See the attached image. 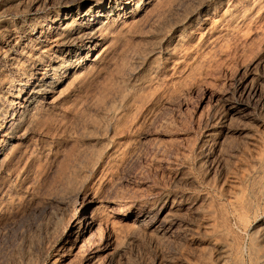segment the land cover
<instances>
[{"label":"rangeland","instance_id":"374dc122","mask_svg":"<svg viewBox=\"0 0 264 264\" xmlns=\"http://www.w3.org/2000/svg\"><path fill=\"white\" fill-rule=\"evenodd\" d=\"M0 130V264H264V0H0Z\"/></svg>","mask_w":264,"mask_h":264},{"label":"bare ground","instance_id":"6f19581e","mask_svg":"<svg viewBox=\"0 0 264 264\" xmlns=\"http://www.w3.org/2000/svg\"><path fill=\"white\" fill-rule=\"evenodd\" d=\"M96 4H94V6H95ZM93 6V7H94ZM91 8V7H90ZM88 11V10H87ZM69 13H70V10L68 11ZM67 13V12H66ZM62 14L63 16L61 17L62 18V21H61V23L60 24H62L65 28L67 27H71L72 26V24L76 21V20H72V21H70L71 23H67V21H66V19H67V14ZM75 13L76 14H78V15H81L83 12H82V10L81 9H76L75 10ZM71 14V13H70ZM83 15H85V13H83ZM80 23V22H79ZM56 24H58V23H56ZM59 26V25H58ZM60 27H61V25H60ZM62 28V27H61ZM60 28V29H61ZM59 29V28H58ZM44 32V31H43ZM60 32V31H59ZM71 32V31H70ZM56 33V32H55ZM66 35V34H65ZM44 39V38H43ZM84 39V38H83ZM31 40V39H30ZM95 43V42H94ZM94 45H98V43H95ZM42 48V47H41ZM95 48V46H93V45H89L88 47H87V49L88 50H86L87 52L85 53L84 52V57L87 59L88 58V56L90 55V52L93 50ZM85 49V48H84ZM93 54V53H92ZM25 90V89H24ZM21 94H22V96L24 97V99H28L29 97H30V94H29V92L26 90V91H22L21 92ZM17 111H18V108L17 107H14L13 108V110L11 111V113H10V116L5 120L6 121V123H7V121H12V120H16V118H17ZM13 121V122H14ZM11 123V122H10ZM10 126H11V124H8L7 123V125H5L4 126V129H2L3 131H6L8 128H10ZM2 127V126H1ZM11 130H12V127H11ZM1 131V130H0ZM2 133V135H3V132H1ZM6 134V133H5ZM6 137V136H5ZM11 137V136H10ZM236 206V205H235ZM237 209H239V208H236V210ZM242 216V215H241ZM94 220V219H93ZM93 220L91 219L90 221H86L85 223H90V224H92L93 223ZM241 220V219H240ZM95 221V220H94ZM243 221V220H242ZM246 221V220H245ZM248 250V249H247ZM249 252V251H248ZM255 252V251H254ZM240 253V252H239ZM242 254V253H241ZM241 257H242V255H241ZM255 264V263H254Z\"/></svg>","mask_w":264,"mask_h":264}]
</instances>
